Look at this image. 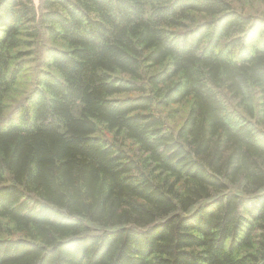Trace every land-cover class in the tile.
<instances>
[{
  "label": "trees",
  "instance_id": "obj_1",
  "mask_svg": "<svg viewBox=\"0 0 264 264\" xmlns=\"http://www.w3.org/2000/svg\"><path fill=\"white\" fill-rule=\"evenodd\" d=\"M247 1L0 0V264H264Z\"/></svg>",
  "mask_w": 264,
  "mask_h": 264
},
{
  "label": "rangeland",
  "instance_id": "obj_2",
  "mask_svg": "<svg viewBox=\"0 0 264 264\" xmlns=\"http://www.w3.org/2000/svg\"><path fill=\"white\" fill-rule=\"evenodd\" d=\"M36 4H39V0H35ZM242 5V4H240ZM244 6V12L251 13L253 16H256L257 21L255 27L252 32L249 33L248 42L251 44H260L264 42V0H250L247 1ZM46 43L50 42L49 40L45 41ZM44 42V43H45ZM40 56H33L27 59L26 68L24 72L21 74V78L15 87V89L10 93L9 98L7 100L8 108H12L15 105V101L23 96L25 92L31 85L32 80L34 79V71L37 67L36 62L39 61ZM26 60V59H25ZM24 60V61H25ZM32 60H36L33 61ZM228 118L231 120H235L238 115L247 116V110L244 107L238 105L237 102H231Z\"/></svg>",
  "mask_w": 264,
  "mask_h": 264
}]
</instances>
